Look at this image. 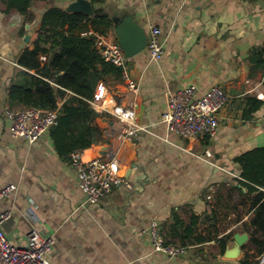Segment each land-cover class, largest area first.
<instances>
[{
	"label": "crops",
	"instance_id": "1",
	"mask_svg": "<svg viewBox=\"0 0 264 264\" xmlns=\"http://www.w3.org/2000/svg\"><path fill=\"white\" fill-rule=\"evenodd\" d=\"M72 1H35L27 14L3 13L0 4V188L15 185L9 196L0 198V212L11 211L2 224L6 236L14 245L24 246L31 228L53 233L48 264H238L244 249L234 257L224 256L226 249L236 247L233 235L223 252L219 241L231 231L244 233L239 228L248 214L222 227L225 209L218 198L223 195L222 184L233 183L238 172L234 157L264 143V64L252 59L253 51L264 46V0H101L97 4L89 0L92 11L98 7L108 14V38L118 43L114 26L131 15L147 37L151 26L161 29L163 49L159 61L146 49L126 61L122 71L136 83L134 92L122 75L108 73L98 80L115 93L117 103L134 102L135 122L146 130L127 137L125 148L126 137L120 134L126 125L94 109L93 124L102 136L83 149L82 156H115L131 184V188L114 185L94 204L78 187L70 152L58 151L49 129L30 143L12 135L5 118L10 85L22 71L34 74L18 63V57L33 47L40 15L51 5L65 9ZM189 84L196 85L197 96L219 86L228 97L212 135L183 137L169 132L162 121L166 93ZM246 95L263 100L250 118L243 116ZM65 98H58L57 108ZM20 108L24 106L12 109ZM207 149L208 161L202 158ZM211 209L217 212L214 218ZM174 212L182 224L173 238L164 237L173 243L184 238L188 248L169 259L138 232L155 219L161 232L170 233ZM191 215L198 216L197 228L183 237ZM197 234L211 238L196 243L192 238Z\"/></svg>",
	"mask_w": 264,
	"mask_h": 264
},
{
	"label": "trees",
	"instance_id": "2",
	"mask_svg": "<svg viewBox=\"0 0 264 264\" xmlns=\"http://www.w3.org/2000/svg\"><path fill=\"white\" fill-rule=\"evenodd\" d=\"M35 1L47 0H0L3 13L16 11L27 14ZM101 0H91L97 4ZM111 27V20L101 8H93L92 15L83 12H67L61 7L51 5L39 17L36 37L31 49H24L18 57V63L34 72L20 73V79L14 81L8 90V108L16 105L39 109H55L58 98L66 96L58 108L57 123L49 128L54 144L62 154L73 150L89 148L101 139L102 132L93 121L97 116L87 102L94 87L104 74L119 78L122 67L103 61L94 44L95 35H83V32L106 34ZM40 55H42L41 58ZM264 46L254 50L252 59L264 64ZM68 92H71L68 95ZM263 100L253 95H246L242 101L243 116L250 118L258 110ZM238 172L229 185L222 184V207L224 216L230 213L228 203L232 202V212L239 206L247 209L248 220L243 221V231L248 240L242 245L245 256L238 264H264V143L254 146L234 157ZM238 198L234 202V198ZM217 212L211 209L214 218ZM242 218L238 213L236 222ZM174 222L170 233L162 231L163 236L173 238L182 219L174 212ZM198 216L191 215L190 224L183 228V237L193 234L197 228ZM234 231L229 232L219 241L222 252ZM165 238V237H164ZM210 236L195 235L192 240L202 243ZM166 240V239H165ZM167 241V240H166ZM192 241V242H193ZM169 242V241H167ZM185 245L184 238L181 242ZM252 251V253H250Z\"/></svg>",
	"mask_w": 264,
	"mask_h": 264
},
{
	"label": "built area",
	"instance_id": "3",
	"mask_svg": "<svg viewBox=\"0 0 264 264\" xmlns=\"http://www.w3.org/2000/svg\"><path fill=\"white\" fill-rule=\"evenodd\" d=\"M12 19V17H10ZM83 35L94 34V44L103 61L120 66L124 69L130 56L123 53L119 44L106 34L94 33L89 30ZM161 29L151 26L145 49L150 57L159 61L163 55L161 44ZM122 77L127 81V88L134 92L137 85L131 81L126 71ZM103 90V94L101 93ZM104 82H98L88 103L98 111L113 115L126 128L120 136L128 138L138 130H146L138 125L136 120L135 104L129 102L120 104L116 102L115 93H110ZM109 102V103H108ZM228 97L219 86H212L206 92L197 96L195 84H189L166 93V110L162 115L169 132L183 137H193L198 134H214L219 127V111L227 104ZM58 108L39 109L24 107L20 109L6 108L5 118L9 131L14 136H20L32 143L38 140L50 127L57 123ZM211 156L209 149L204 151L206 161ZM71 166L76 172L77 184L87 202L98 203L107 195L116 184H124L131 188V184L123 176L120 162L115 156L104 157L101 154L83 158L82 150H73L68 154ZM15 185L9 184L0 188V198L9 196ZM11 216V211L0 212V264H48L46 254L54 242L53 233L44 234L37 228H31L25 237L24 246H16L6 236L2 224ZM149 239L155 251L164 253L169 259H174L184 253L188 246L180 243L167 242L160 230L159 223L153 219L147 227L138 232Z\"/></svg>",
	"mask_w": 264,
	"mask_h": 264
},
{
	"label": "water",
	"instance_id": "4",
	"mask_svg": "<svg viewBox=\"0 0 264 264\" xmlns=\"http://www.w3.org/2000/svg\"><path fill=\"white\" fill-rule=\"evenodd\" d=\"M67 12H83L87 15L92 13V7L89 0H73L65 9ZM115 33L118 37V44L123 53L127 56H133L145 49L147 35L145 31L133 20L131 15L125 16L114 26ZM233 240L236 245L234 249L228 248L224 252L226 257H234L241 251V247L248 240L246 232L233 234ZM263 258L259 264H262Z\"/></svg>",
	"mask_w": 264,
	"mask_h": 264
},
{
	"label": "rangeland",
	"instance_id": "5",
	"mask_svg": "<svg viewBox=\"0 0 264 264\" xmlns=\"http://www.w3.org/2000/svg\"><path fill=\"white\" fill-rule=\"evenodd\" d=\"M238 200V198H234V202ZM228 208L230 209V213L226 216L223 215L224 212H222V227L226 226L227 224H230V223H233L235 220H236V217H237V214L239 213H242V218L244 219L246 214H247V209L243 206H239V210L237 212H232V202H229L228 203ZM243 224V223H242ZM239 229H242L243 230V225L241 228Z\"/></svg>",
	"mask_w": 264,
	"mask_h": 264
},
{
	"label": "bare ground",
	"instance_id": "6",
	"mask_svg": "<svg viewBox=\"0 0 264 264\" xmlns=\"http://www.w3.org/2000/svg\"><path fill=\"white\" fill-rule=\"evenodd\" d=\"M86 155L90 156L91 154H89V152H88V153H86Z\"/></svg>",
	"mask_w": 264,
	"mask_h": 264
},
{
	"label": "snow or ice",
	"instance_id": "7",
	"mask_svg": "<svg viewBox=\"0 0 264 264\" xmlns=\"http://www.w3.org/2000/svg\"><path fill=\"white\" fill-rule=\"evenodd\" d=\"M101 93L103 94V90H101Z\"/></svg>",
	"mask_w": 264,
	"mask_h": 264
}]
</instances>
